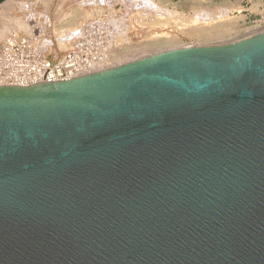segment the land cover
<instances>
[{"label": "water", "instance_id": "obj_1", "mask_svg": "<svg viewBox=\"0 0 264 264\" xmlns=\"http://www.w3.org/2000/svg\"><path fill=\"white\" fill-rule=\"evenodd\" d=\"M0 264H264V31L0 86Z\"/></svg>", "mask_w": 264, "mask_h": 264}, {"label": "built area", "instance_id": "obj_2", "mask_svg": "<svg viewBox=\"0 0 264 264\" xmlns=\"http://www.w3.org/2000/svg\"><path fill=\"white\" fill-rule=\"evenodd\" d=\"M11 1L29 10L31 29L26 36L10 35L0 40V86L4 87L69 81L121 65L118 57L133 49L123 41L131 36L126 23L141 18L135 14L144 12L146 5L142 0L123 4L115 0H83L85 10L76 28V43L65 53L57 54L54 29L58 19L50 11L42 13V24L33 17L38 15L33 7L42 5V0ZM4 2L0 3V10ZM114 63L118 64L112 67Z\"/></svg>", "mask_w": 264, "mask_h": 264}, {"label": "rangeland", "instance_id": "obj_3", "mask_svg": "<svg viewBox=\"0 0 264 264\" xmlns=\"http://www.w3.org/2000/svg\"><path fill=\"white\" fill-rule=\"evenodd\" d=\"M4 1L5 0H0V3ZM115 1L117 3H120V1H122L121 3L123 4L124 1L130 2L133 0ZM142 1H144L146 4L143 9L144 12L135 14V17L141 16V18L126 23V25L128 26L130 25L128 27V31L130 32L131 36L128 39H123V41L131 44L134 48L132 49V51H135H129L128 56L121 60V64L129 61V59H131V61L133 59L137 60L167 49L171 50L188 45H210L236 41L244 38V33L248 29L257 26L258 22H262L264 24V0ZM66 2L69 3L68 6L72 5L73 8H76L77 10H80L82 12H84L85 10L83 0H42V5H39L38 8L33 7L35 12L38 13V15L34 17L41 20V18L43 17L42 13H46L49 11L51 15H54L56 13L55 9L57 11L59 8L66 5ZM4 3V6L0 10V23L6 20H8L11 24L15 21H25L26 24H28V27H31V24H29L30 22L28 21L27 23L26 21L28 19L26 13L28 14L29 10H23L25 9L24 6L19 8V6L12 3L11 0H7ZM126 8L128 10L131 9V7L129 8V6H126ZM222 9L224 10L226 17H223V15H221L222 13H220L219 10ZM181 14L184 18H190L192 21H195L197 23L207 21L208 23H213V21L215 20V22H223L221 26L219 24H215L216 26H214L211 29V32L206 36H193L184 33V31L182 30L183 27L179 20H177L176 23L175 17L177 16L178 18L181 16ZM54 16H56V14ZM216 16L218 18H216ZM232 18L235 20H232Z\"/></svg>", "mask_w": 264, "mask_h": 264}, {"label": "bare ground", "instance_id": "obj_4", "mask_svg": "<svg viewBox=\"0 0 264 264\" xmlns=\"http://www.w3.org/2000/svg\"><path fill=\"white\" fill-rule=\"evenodd\" d=\"M4 4H2V7L4 6ZM68 4L69 3L66 2V5H64L63 7L59 8L57 11L55 9L56 16H54L55 15L54 13H53L54 15H52L56 19H58L56 21V26H55V29H54V31L56 33L54 35V39H55L56 46H57L56 47V53L57 54H61V53L63 54L67 50L71 49L74 46V44L76 43V40H77V37H76V28L79 26V23L81 22V20L83 18V15H84V12H82L80 10H77L76 8H73L72 5L68 6ZM226 8H228V7H226ZM5 9H6V6H5ZM223 9L222 10H219V11H220V13H222L221 15H223V17H226ZM5 11H7V10H5ZM33 12H35V10H33ZM51 12H54V11H51ZM30 13H32V11ZM28 14L26 13L27 18H28ZM34 16H36V15H34ZM174 17H175V15H174ZM174 17H172V18H174ZM216 18H218V17L216 16ZM175 19H176V23H177V20H179V22L181 23V25L183 27L182 30L184 31L185 34H190V35H193V36H203V35L206 36V35H208L211 32V29L214 26H216L217 24H219L221 26V24L223 22V21H221V22H218V21L215 22L216 21L215 20V21H213V23H210L209 22L210 24L208 23V21L207 22H199V23H197L195 21H192L190 18H188V19H187V17L184 18L182 14L178 18L176 16ZM232 20H235V19L232 18ZM26 21L28 23V20H26ZM36 21L39 24H42L43 23L42 19L39 20L37 18V20L35 19V22ZM24 22H22V21L21 22L20 21H15L12 24L8 20H6L4 22H1L0 23V26H1L0 27V40L1 39H4V38H6V37H8L10 35H15V36H26V35H28L30 33L31 27L29 28L28 27V24H26V22L25 23ZM263 31H264V24L262 22L261 23L258 22L257 26L248 29L244 33V36L243 37L245 38V37H248V36H251V35H255V34L260 33V32H263ZM2 33H3V35H2ZM165 42H168V41H165ZM133 51H135V50H133ZM128 53L129 52H126V53L120 55L118 57V59H117L118 62L120 63L121 60H123V58H125L126 56H128ZM133 60H135V59H133ZM129 61H131V59H129ZM129 61H127V62H129ZM116 64H118V63H114L111 66L113 67Z\"/></svg>", "mask_w": 264, "mask_h": 264}]
</instances>
